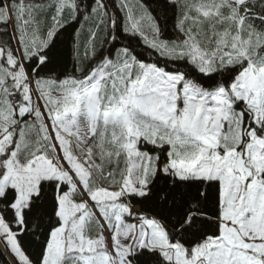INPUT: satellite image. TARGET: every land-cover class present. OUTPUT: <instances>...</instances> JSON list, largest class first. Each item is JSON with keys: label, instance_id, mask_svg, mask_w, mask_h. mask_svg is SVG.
Here are the masks:
<instances>
[{"label": "snow or ice", "instance_id": "obj_1", "mask_svg": "<svg viewBox=\"0 0 264 264\" xmlns=\"http://www.w3.org/2000/svg\"><path fill=\"white\" fill-rule=\"evenodd\" d=\"M2 264H264V0H0Z\"/></svg>", "mask_w": 264, "mask_h": 264}, {"label": "trees", "instance_id": "obj_2", "mask_svg": "<svg viewBox=\"0 0 264 264\" xmlns=\"http://www.w3.org/2000/svg\"><path fill=\"white\" fill-rule=\"evenodd\" d=\"M0 264H2V260H0Z\"/></svg>", "mask_w": 264, "mask_h": 264}]
</instances>
